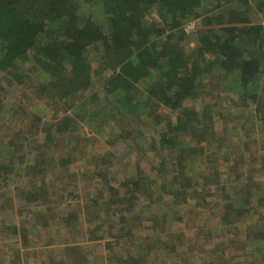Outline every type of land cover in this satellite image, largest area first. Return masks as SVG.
Wrapping results in <instances>:
<instances>
[{"label":"trees","instance_id":"trees-1","mask_svg":"<svg viewBox=\"0 0 264 264\" xmlns=\"http://www.w3.org/2000/svg\"><path fill=\"white\" fill-rule=\"evenodd\" d=\"M190 21L198 25L185 32ZM0 90V113L8 101L1 95L8 92L31 94L28 101L42 102L55 114L61 107L69 112L41 124L26 112L32 114L27 131L36 141L44 137L24 170L42 178L19 189L16 208V199L4 200L0 214L29 212V224L42 228L56 218L51 222L62 223L73 237L76 227L82 229L76 211L87 214L89 207L75 202L78 195L70 201L78 174L90 181L84 184L95 193L90 198L100 199L85 219L110 226L94 238L105 253L99 264H264V182L256 179L264 177V144L258 166L256 157L233 156L243 146L228 137L239 131L228 130L225 115L236 109L233 121H242L241 132L264 134V0H0ZM8 103L5 110L13 112L17 103ZM104 118L115 122L113 141L155 157L144 164L136 158L132 175L117 186L107 178L111 158H118L110 138L98 142L103 152L92 155L85 147L97 140L79 131L81 122ZM51 147L60 150L56 160L46 153ZM208 148L215 152L206 153ZM6 152L4 159L0 155V194L18 159L15 150ZM77 158H85V167L69 174ZM48 172L50 181L44 179ZM65 175L70 179L61 183L64 202L52 206L46 199ZM141 200L148 203L136 209ZM185 211L192 237L174 229L185 221ZM27 223H19L25 238ZM14 228L13 222H0V231ZM72 237L64 254L89 264L90 242L83 248Z\"/></svg>","mask_w":264,"mask_h":264},{"label":"rangeland","instance_id":"rangeland-1","mask_svg":"<svg viewBox=\"0 0 264 264\" xmlns=\"http://www.w3.org/2000/svg\"><path fill=\"white\" fill-rule=\"evenodd\" d=\"M197 25H198V22L195 21L194 27L192 29H195ZM189 45L190 46L193 45V42H191ZM0 91H3V90H0ZM8 91H9V87H8ZM9 95H10L9 92L1 95V98H6V100L8 101L3 102L2 110H1L2 112L0 113V142H2L3 140V142L5 143L4 145H1L0 143V155L3 156V159H4L5 157H7V152H6L7 149L9 151L15 150L18 155L17 156L18 159L16 160L14 164L11 165V168H10L11 172H9L10 178H8V181H5L6 183L5 188L1 190L3 195L0 194V206L5 205L3 204V202H5L4 200L8 201L10 200V197H13L14 199H16L14 202V206L16 208L18 206L16 203L19 202V200L17 197L15 198V194H17L19 189L25 188V187L31 188L32 186H34L33 182H35L38 185L42 178V174H38V172H37L38 176L33 177L31 176L33 175V172L31 174L28 172V170H24V168L27 167L25 163L27 164L28 160L31 159L33 154H35L34 149H36L37 147V143L39 142L38 140L44 137V135L41 134V137L36 141L35 134H34V137H32V133L27 131L26 128L27 126H29L28 125L29 122H31L30 119H32V114L33 116L40 118V124H41L42 121L52 122L53 118H55L57 115L67 114L69 112H64L63 108L61 107V110H59L55 114L54 109H50V106L48 108L46 104L42 102H39L37 100L28 101L27 97H30L31 94H25L24 96L23 94H18L17 97H14L13 94H11L10 96ZM98 95L99 96L101 95V97H103L104 94H102L100 90L98 91ZM9 101H12V103L15 101L17 103L16 106L11 107V109L14 108L13 112H10L9 110L8 111L5 110L6 104L9 107L8 105ZM94 101H95L94 110L97 112L100 106H99V103L96 102V99H94ZM225 104L227 103L224 102V105ZM195 105L197 107L198 106L200 107L201 101L197 100ZM23 108H25V110H22ZM229 110L231 111L232 114L230 112H225V115H228V118H226V120L227 121L229 120L227 123L228 130L230 131V128L232 126H236L237 131H239V135H235L234 133L231 134L230 132L229 133L230 135H228V137L231 138L232 142L236 140L235 141L236 144L239 143L240 146H243V148L241 150H238L237 153H235V155L233 156L240 157L242 155V157H244L245 155L247 158H250L249 155H251L252 157H256L255 166H258L259 162L257 160V157H258V154H260L259 152L260 146H263L264 144L263 143L264 134L260 133L259 131H255V132L249 131L248 133H245V134L244 132H241L240 130L242 129H240V125L242 121L239 122V125L237 121H233L234 120L233 116L236 112V109L229 108ZM22 111L24 113L28 111V112H31L32 114L26 113L27 118L24 119L23 118L24 116H22L23 113H21ZM96 123L97 122L87 123L83 121L81 122V127L79 128V131H80V134H82L83 132H87L89 133V136H92L93 139L97 140L96 143L93 142V144H90V145L88 143V145H86L85 147L87 152L89 151V153L92 155L103 152L104 151L103 146H101L99 143H104L101 140H106L110 138V144H111L110 151H112L114 154H117L118 158L120 157L119 159L117 157L111 158L112 164L109 166L107 178L112 185L117 186L119 183H121V180H123L124 177L130 176V174L132 175V173L134 172L133 170L135 168L134 161L136 158H138V160H140L142 164L146 163L148 159L149 161L154 160L155 157L153 156L152 153L148 154V152L144 151V149L138 150L137 148L138 146H136V149H133L131 146H128L127 144L124 145V142L121 140L113 141V138L111 135H112L113 125L115 124V122H112V120H110L109 118H104L102 120H99V123L97 124ZM45 124L46 123H43L42 126H45ZM223 126L224 125H222V122L215 124V130L218 132V135H221L220 131ZM90 128H92L94 131L98 133H95L93 130H90ZM21 130H23V132ZM56 137L59 138L58 136ZM55 140L57 139L55 138ZM245 144H246V147H245ZM107 145H106V148H107ZM62 150L64 149H61V152ZM205 150H206V153L207 152L211 153L212 151L215 152V149H212V148H208ZM40 151H42V148H40V150H38L37 153H41ZM59 152L60 150L55 151V147H51L49 151L46 150V153H53L54 156L52 154H48V155H52L53 158L55 157V160L58 157ZM66 153L67 152H65V155ZM143 153H144V157H143ZM222 153L223 151H221V154ZM84 162H85V158H77L76 161L74 160L72 164H70L69 166L70 171H71L69 172V174H75V173L80 174V171L82 172V168L85 167ZM86 165L88 164L86 163ZM196 165L200 167V162L197 161ZM201 166H204V165L201 164ZM56 168H58L57 163H56L55 168L51 166L50 170H53V172L58 171L59 169L56 170ZM69 177L70 175H65L62 182H58V181L56 182L57 188H54L53 194H51L50 193L51 191H49L50 198L48 197V199L46 200H51L53 202L50 205L59 207V205H61L64 202L63 198L61 199V194H63L61 192V185H62L61 183H63V181L69 180L70 179ZM51 178L52 176L50 175V172H48L46 176L44 177L46 181H50ZM75 178H76L75 188L70 189V192H72V194L70 195V201L72 200L74 196L78 195L79 198H75L74 199L75 202H79L78 204L80 206L82 205L81 201L82 203L89 205V207H86V208H88L87 214L90 215V213L94 209H96V207L100 206V203H99L100 199L98 202L95 203L94 199L90 198L91 195L95 194L93 193V189H92V192H90L87 190V188H84V184H86L87 182L89 183L90 181L85 182V180L80 179L81 177L78 174ZM256 179H258L259 181L262 180V182H264V177H261L260 175L258 176V178L256 177ZM92 182H93L92 184L96 185L97 178L92 179ZM42 183H44L43 180H42ZM164 198L166 200V203H168V198L167 197H164ZM137 203L138 204L135 206L136 209H138L140 205H144L145 203H148V201L141 200V202L138 201ZM190 204H193V202H191ZM190 206H193V205H190ZM22 208L25 209L24 207ZM40 208L42 207H38V209ZM78 208L82 209V207H79V206ZM1 209L3 208L1 207ZM155 209L156 207L152 208V210H155ZM166 210L167 208H163V211H166ZM8 212H11V211L8 209ZM76 212H78L77 217L81 218L80 224L82 225L81 227L82 229H80L81 230L80 232L76 227L75 229L76 232H75V235L73 234V237L71 235L66 234L65 227H61L62 223L61 224L59 223V225H57L56 224L57 221L51 222L52 220H55L56 218L55 219L49 218L47 211L43 212L50 220L49 224H46V228H42L38 224L37 226L36 225L32 226L31 224H29L30 222L29 212L23 214L25 217H20L18 213H15V214L13 213L14 215L12 213L0 214V222L2 220L6 221L7 224L9 222H13V224H16L17 226L16 229L14 228L16 232L12 230V233H10L8 229L7 230L4 229L3 231H0V264H76L68 255L64 254V251L62 250V248L65 245H68L67 241L70 239V237H72V239H75L76 241H79L81 245H83V248L86 242H90V245L92 247L91 249L92 254L88 255L89 257L88 263L89 264H99L101 261H103L102 257L103 258L105 257V253L101 252V248L103 247L102 241H97L94 238H95V235L100 234V231L106 234L105 231L108 230V227L110 226H108L107 221L100 222L99 219H96L95 221H91L93 219L91 220L85 219L87 218V214H84L83 211H76ZM172 213H173V210L167 213L170 219L174 218V214ZM184 214L186 215L184 216L185 221L183 223L182 222L177 223V224L175 223L174 229L175 228L182 229L186 233V236L192 237L194 234L193 233L194 231L192 230V228L190 227L188 228L186 226V220L187 219L189 220L190 217L188 216L187 211H185ZM102 218H104V216H102ZM118 218H119V214L113 215V222L118 220ZM43 219L47 220L45 217ZM24 221L28 222L26 224V230H27L26 237L27 238L21 236L20 229H22V226H19V223H22ZM80 224L78 225V227H80ZM96 225H100L101 230H98V231L96 230L95 232L93 228ZM108 238L110 237L108 236ZM87 239H89L90 241H88ZM114 249L117 250L119 249V247L118 248L114 247ZM157 264H162V263L161 261H159Z\"/></svg>","mask_w":264,"mask_h":264},{"label":"built area","instance_id":"built-area-1","mask_svg":"<svg viewBox=\"0 0 264 264\" xmlns=\"http://www.w3.org/2000/svg\"><path fill=\"white\" fill-rule=\"evenodd\" d=\"M195 21H190L184 25V31L185 32H190L193 30L192 28L194 27Z\"/></svg>","mask_w":264,"mask_h":264}]
</instances>
